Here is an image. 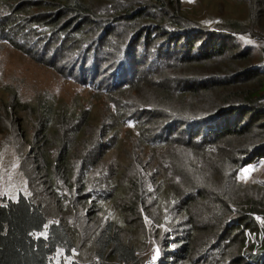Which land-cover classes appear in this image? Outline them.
Instances as JSON below:
<instances>
[{"label": "trees", "instance_id": "1", "mask_svg": "<svg viewBox=\"0 0 264 264\" xmlns=\"http://www.w3.org/2000/svg\"><path fill=\"white\" fill-rule=\"evenodd\" d=\"M87 1L51 0L49 4L60 5V12H77L91 19L104 15L121 22L136 16L127 6L121 10L116 8L111 12L112 16L100 13L107 2L121 5L119 0H94L90 5L86 4ZM241 1L252 17L264 18V0ZM135 2L143 3L150 12L171 17L173 21L169 23L172 26L181 25L175 17L182 10L173 0ZM184 19L192 21L186 15ZM56 22L55 17L49 18L51 25ZM0 24H3L2 19ZM158 26H150L146 32H153ZM238 30L239 27L233 26L228 32L215 33L191 27L174 34L185 36L187 46L192 40L199 39V33L200 36L208 34L212 40L203 38L200 49L210 58L216 48L225 46L230 34L238 33ZM212 41L215 42L211 44ZM86 42L82 41V45ZM86 45L84 50L88 51L91 45ZM83 46H74V56L83 61L90 60L88 68L93 75L102 57L111 68L118 69L114 71L116 79L121 76L122 68L130 66L138 70L135 57L140 58L138 51L141 47L136 38L133 45L120 52L113 47L102 49L100 54L97 46L91 54H83ZM177 50L167 45L161 54L171 55ZM181 59L182 56L176 60L175 67ZM81 70L85 72L86 68ZM101 71L110 69L102 66ZM255 71L256 68L243 66L237 75L248 83L258 77L260 86L247 87L242 85L244 81H231L230 86L221 90L213 88L219 94L225 93L214 106L213 111L219 116L213 125H209V118L213 116H199L190 122V125L204 123L203 136L209 134V130L218 139L214 146L225 143L220 154H205L210 145L196 139L201 130L189 128L191 136L184 141L169 135L150 141L145 130L137 132L133 129L136 133L134 143L137 140L141 146L140 154L148 146L156 148L157 153H149L148 159H142L140 154L135 156L133 162L137 171L126 182L119 178L123 165L106 163V143L112 137L111 132L118 136L119 123L104 120L95 125L93 133L88 131L91 122L88 110L78 109L76 104L70 105L67 101L58 104L49 102L48 97H39L37 102L28 106L37 127L33 146L24 157L21 169L28 181H32L34 191H37V185L42 186L55 200L59 220L51 221L37 194L19 192L17 199L0 202V264H81L73 254L77 248L84 252L81 258L97 257L92 264H99V260L100 264H109L111 260L122 264H143L147 251L138 252L137 238L132 232L136 229L141 236L151 237V242H158L171 233V238H175L173 241L182 244L175 254L181 264H264V237L258 252L246 254L243 249L244 226H256L255 214L260 208L264 219V198L261 196L245 203L240 201L241 195L237 191L240 167L255 156H264V75L259 69ZM152 103L159 105L158 100ZM9 108L10 114L16 113V105ZM4 111L9 113L6 107ZM229 138L236 139V142L228 143ZM241 138L249 140L242 142ZM110 201L118 204L117 213L106 209ZM195 201H201V205L210 204L211 209L200 210L201 215L197 217L195 211L199 206L192 205ZM200 218L206 224L210 221L214 228L206 229L208 233L203 232L201 229L206 224H198ZM126 224L131 226L130 231L125 228ZM194 251L195 255L191 256Z\"/></svg>", "mask_w": 264, "mask_h": 264}, {"label": "rangeland", "instance_id": "2", "mask_svg": "<svg viewBox=\"0 0 264 264\" xmlns=\"http://www.w3.org/2000/svg\"><path fill=\"white\" fill-rule=\"evenodd\" d=\"M50 1L0 0V19L3 22L0 24V105H3L0 106L1 203L7 202L9 198L17 199L19 192L33 196L37 194L50 219L59 220L55 200L42 186L37 185V191H34L32 181H28L21 169L24 157L33 146L37 127L33 116L28 112V106L37 102L39 97H48L49 102L58 104L67 101L70 105L76 104L78 109L88 110L91 119L88 131L93 133L95 125L104 120L120 124L118 136L111 132L112 137L106 143V163L124 166L119 175L120 181L126 182L137 171L133 161L140 154L141 146L137 140L134 143L136 133L133 129L137 132L145 130L149 133L148 137H151L150 141H158L166 135L177 136L180 141H184L191 136L189 128L193 131L201 130L196 139L210 145L205 154L214 156L224 150L225 143L214 146L218 139L209 130V134L203 136L204 123L194 122L190 125V122L199 116H213L209 118V125L215 123L219 113L216 115L213 111L214 106L225 93L219 94L213 88L221 90L230 86L231 81H244L242 85L247 87L260 86L261 80L258 77L250 79L248 83L244 77L237 75V71L244 66L256 68V71L259 69L261 75H264V18L252 17L241 0H173L182 10L175 17V21L181 24L178 27L170 25L169 21H173L171 17L164 13L150 12L146 5L135 2L136 0H119L121 5L118 2H107L100 9V13L112 16L111 12L116 8L121 10L127 6L140 18L134 16L136 18L131 17L121 22L104 15L91 19L77 12H60L61 6L49 4ZM92 2L94 0H88L86 4L90 5ZM184 14L192 21L184 19ZM36 16L38 18L34 20ZM52 17L57 19L55 25L49 23V18ZM157 22L160 23L159 26ZM66 26L68 27L64 29ZM150 26L158 27L153 32H146ZM233 26L239 27L238 33L232 32L227 44L217 47L210 58L209 54L200 49L203 38L212 40L208 34L200 36L199 33V39L192 40L188 46L185 36L174 34L177 30L191 27L221 33L230 31ZM196 32L198 31L192 33ZM135 38L141 47L138 51L140 58L135 55L138 70L135 71L130 66L122 68L121 76L117 79L114 71L118 69L111 68L104 57L98 60L97 72L95 68L93 75L88 68L90 60L83 61L73 53L74 46L79 44L84 45L83 54H91L97 46L100 54L102 49L113 47L120 52L133 45ZM82 41L87 42L82 45ZM86 44L91 45L88 51L84 50ZM167 45L178 50L171 55L161 54ZM180 56L181 62L175 67ZM102 66H108L110 71H101ZM81 68H86L85 72ZM50 94L55 97L49 96ZM156 100L159 105L152 103ZM13 105H16V113L10 114L9 106ZM4 107L8 108V114ZM248 140L240 139L242 142ZM227 142H236V139L229 138ZM53 149L54 146L52 151ZM149 153L156 154V148L145 147L140 157L148 159ZM238 180L240 201L247 203L261 196L264 198V156H255L242 165ZM192 205L199 206L195 211L197 217L201 215L200 210L211 209L208 207L210 204L201 205V201H195ZM106 209L117 213L118 204L110 201ZM262 211L260 208L255 214L256 226H244L243 249L246 254L250 251L258 252L262 248ZM198 221V224H206L202 218ZM125 228L131 230V226L127 224ZM213 228L209 221L201 230L208 233L206 229ZM132 232L137 238L138 252L147 251L146 259L155 249H160L161 264H181L175 254L182 244L174 242L175 238H171V233L157 240L158 242H151V237L141 236L137 229ZM195 253L196 251L191 256ZM74 254L81 264H92L97 259L96 256L92 259L81 258L80 255L84 252L81 253L78 248ZM109 264L122 263L111 260Z\"/></svg>", "mask_w": 264, "mask_h": 264}, {"label": "built area", "instance_id": "3", "mask_svg": "<svg viewBox=\"0 0 264 264\" xmlns=\"http://www.w3.org/2000/svg\"><path fill=\"white\" fill-rule=\"evenodd\" d=\"M77 252V249L73 250V254ZM75 255V254H74ZM162 263V253L160 249H155L153 253L146 259H144L143 264H161ZM100 264V260H99Z\"/></svg>", "mask_w": 264, "mask_h": 264}, {"label": "clouds", "instance_id": "4", "mask_svg": "<svg viewBox=\"0 0 264 264\" xmlns=\"http://www.w3.org/2000/svg\"><path fill=\"white\" fill-rule=\"evenodd\" d=\"M55 220V219H54ZM51 221H53L52 219H51ZM162 253V252H161ZM146 257H147V255H146Z\"/></svg>", "mask_w": 264, "mask_h": 264}]
</instances>
